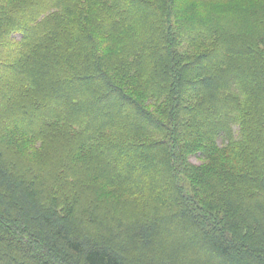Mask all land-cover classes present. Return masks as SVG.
<instances>
[{"label": "trees", "instance_id": "1", "mask_svg": "<svg viewBox=\"0 0 264 264\" xmlns=\"http://www.w3.org/2000/svg\"><path fill=\"white\" fill-rule=\"evenodd\" d=\"M235 2L0 0V103L12 115L0 110V124L37 139L63 129L76 164L85 156L123 194L156 199L76 211L78 194L13 163L0 172V264H264V11L237 15Z\"/></svg>", "mask_w": 264, "mask_h": 264}, {"label": "rangeland", "instance_id": "2", "mask_svg": "<svg viewBox=\"0 0 264 264\" xmlns=\"http://www.w3.org/2000/svg\"><path fill=\"white\" fill-rule=\"evenodd\" d=\"M233 5L234 7L231 9H234L235 11L240 10L237 15L242 12L241 10L250 11L253 9H262V11H264V0H236ZM262 18V20L264 21L263 16ZM234 19L236 20L237 16ZM241 20L246 21L243 19ZM225 22L231 24L232 20ZM247 23H249V20ZM114 79L128 93L133 95L136 98L137 102L144 109H146L148 112H151L156 117L162 115L161 108L157 105H153L157 104V102L149 101L143 94L141 86L139 84L130 82L128 83V87H126L118 77H115ZM6 103V101L0 103V110L2 112L6 111L9 115V107L8 105H6ZM9 116L10 118H8V121L10 120L9 122H11L12 115ZM6 124L9 125L8 123ZM7 125L0 124V141L2 142L3 148V151L1 149L0 151L4 153V156L2 158L3 162L1 163L4 167L0 165L1 173H3L4 170L8 172L13 170V163H15L16 165V168L14 170L16 173L24 174L28 173L29 169H35L36 174H38L40 178H46L45 181L49 182L52 188L58 186V188H60L61 190V194L62 192H66L69 195H79V197L81 198V203L78 204L79 207L76 211L81 210V207H87L89 203L93 202L102 204V211L106 214H110L109 208L116 210L122 205L125 206V209L128 212H132L133 210L137 209L145 210V201L152 199L150 195H148V193H146L142 197V194L145 193L147 189L139 190L135 196L130 197L129 192L123 194L119 187L111 186L105 181L97 178L93 174L91 164H89V166L91 167L84 165L86 164V161L87 163H91V161H88L85 156L81 164H76L74 158L71 155V152L68 151L69 145L64 138V136L67 135H62L60 133L63 129H58V132L60 134L59 137L56 136L57 130L51 129V131L48 130V133L46 132L45 139H37L28 135H24L23 126H20L21 124H11L10 126ZM12 128H18V134H15L13 136L9 132V130H11ZM219 159H221V163H226L230 168L236 169V163L234 162V160H226L227 158L225 157V155H220ZM191 160L195 165L200 164V161L196 158H193ZM29 166L31 167L29 168ZM26 198L23 199V201H25L26 203V207L32 208V204ZM77 199L78 198H76V200ZM155 200L156 199L150 200L149 204L154 205ZM31 214H38V212L34 211L31 212ZM63 215L64 213L61 212L58 215V218L59 216L64 217ZM59 219L62 223H66L65 218ZM41 221L42 219H40V221H37L35 225L36 227L40 228L42 236H52L54 228L42 226L44 225V222ZM57 222L59 223V221L56 220L54 226L57 225ZM92 245V243H86L87 247ZM78 260L82 262L80 259ZM78 260L75 259L73 260V262H78ZM201 260L203 263L206 262L205 258Z\"/></svg>", "mask_w": 264, "mask_h": 264}, {"label": "bare ground", "instance_id": "3", "mask_svg": "<svg viewBox=\"0 0 264 264\" xmlns=\"http://www.w3.org/2000/svg\"><path fill=\"white\" fill-rule=\"evenodd\" d=\"M100 119V118H99Z\"/></svg>", "mask_w": 264, "mask_h": 264}]
</instances>
